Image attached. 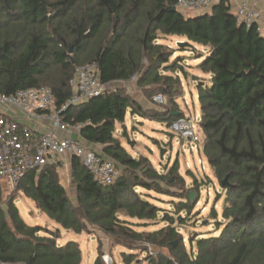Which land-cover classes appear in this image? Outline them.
Segmentation results:
<instances>
[{"label": "trees", "instance_id": "trees-1", "mask_svg": "<svg viewBox=\"0 0 264 264\" xmlns=\"http://www.w3.org/2000/svg\"><path fill=\"white\" fill-rule=\"evenodd\" d=\"M177 1L0 0V93L47 86L61 106L72 95L70 80L77 68L95 62L103 83L140 76L141 87H153L145 91L168 99L162 110H145L125 90L116 89L70 107L65 120L85 124L82 137L103 147L120 176L112 185L100 184L72 158L75 200L62 184L57 164L29 171L9 194L0 183V261L83 264L77 242L58 243L61 229L50 231L24 222L15 205L22 194L66 231L80 235L90 226L129 251L144 246L148 264H264V32L257 25L238 23L228 0L189 17L173 10ZM158 33L182 37L189 48H208L199 65L212 76L210 85L198 87L201 128L204 155L227 194L223 214L227 223H219L224 227L218 236L190 240V250L173 216L163 217L167 226L147 233L119 217L124 212L145 224L158 220L162 208L137 189L177 197L178 210L191 214L196 203L189 194L203 186L194 178L188 189L184 178L173 177L178 163L168 174H160L147 158H133L115 137L116 123L124 124L129 110L167 126L183 117L174 115L179 80L160 74L171 55L156 44ZM226 178L229 185L223 187ZM163 183L180 187V193ZM179 223L186 224L184 219ZM123 258L124 264H132L136 256L123 253Z\"/></svg>", "mask_w": 264, "mask_h": 264}, {"label": "rangeland", "instance_id": "rangeland-1", "mask_svg": "<svg viewBox=\"0 0 264 264\" xmlns=\"http://www.w3.org/2000/svg\"><path fill=\"white\" fill-rule=\"evenodd\" d=\"M185 15L190 11L181 10ZM186 41L177 36H164L158 33L156 44L163 45L164 51L169 52L170 62L162 67L160 71L162 74H170L179 80L177 90L176 104L183 116L192 120L197 118V123L202 119L201 104L198 97L199 85H210L212 76L206 74L199 69L205 55L208 53V48L194 45V48L180 47L179 43ZM187 42V41H186ZM87 51L85 56L87 55ZM200 61H196L199 60ZM168 66L176 67L177 70L167 71ZM179 74V77L176 75ZM140 76L132 79V87L134 91H139L141 87H137V82ZM182 79V80H181ZM113 88H124L123 83H116ZM151 88H153L151 86ZM155 88V87H154ZM152 91L154 89H151ZM147 97L151 98L154 93L151 91H141ZM128 112L125 123L117 124L115 136L120 143L125 147L133 158L146 157L149 160V166L155 169L160 174H168L169 170L175 163L179 164L177 174H172L173 177L180 176L186 181V187L191 189L193 186L194 178L203 185L196 193L193 203L195 207L191 214L185 211H179L177 204H180V199L173 196L160 195L155 192H148L144 189H137V192L147 197L149 201L162 208L158 220L156 222H148L145 224L142 221L131 219L126 216L124 212L119 214L120 219L131 222L134 229L140 233L153 232L162 227L167 226L164 222V216H173L176 224L180 227L179 233L184 237V244L190 250V240L198 239L201 237H210L220 235L227 220L223 219L224 209L226 206L227 194L223 190L219 181L217 180L214 169L208 163L204 155V140L205 135L201 128V123L196 124L199 131L198 135L201 142L198 144V151L191 152L190 147L197 143H190L188 138L172 132L169 126L164 123L144 119L140 122L139 118H134ZM126 135V136H125ZM165 150L164 158L161 159V151ZM62 163V161H61ZM145 167L144 171L147 170ZM121 173V172H120ZM64 184L69 191L70 197L75 200V185L70 184L66 176H64ZM174 180V178H172ZM162 187L170 190L178 195L180 187H169L163 183ZM9 194L10 191L7 190ZM8 194H4L7 199ZM149 194V195H147ZM175 195V196H176ZM15 205L19 210L21 218L29 226H38L50 231L61 229L57 223L52 221L45 213L39 210L33 201L26 196L20 194L16 200ZM213 212H217V220L213 218ZM180 219H184L186 224L181 226ZM66 235L58 241L61 245L75 241L80 245L82 251L83 264H124L123 253L134 254L136 259L132 264H148L147 253L144 252V246L140 245L139 249L129 251L117 243L108 235L95 227H88V230L82 234H75L74 232L66 231ZM196 251L195 245L193 246Z\"/></svg>", "mask_w": 264, "mask_h": 264}, {"label": "built area", "instance_id": "built-area-1", "mask_svg": "<svg viewBox=\"0 0 264 264\" xmlns=\"http://www.w3.org/2000/svg\"><path fill=\"white\" fill-rule=\"evenodd\" d=\"M261 1V0H259ZM214 0H178L176 8L190 12H205L212 9ZM238 23L250 28L257 25L263 33L261 13L245 0L235 12ZM179 77V74L176 73ZM182 80V79H181ZM72 95L58 106L53 90L47 86L33 87L7 95L0 93V183L13 192L27 173L42 169L48 164L61 163L60 158L70 157L80 161L103 185H112L120 176L116 163L104 155L92 151L83 141L74 139L71 133H80L85 124H72L64 114L72 107L101 97L115 89L101 80L97 63H88L77 68L70 80ZM154 101L163 105L166 97L158 94ZM49 124V130L41 132L35 124ZM201 123V121L199 122ZM193 122L185 116L173 121L169 126L172 132L197 143L190 147L198 151L201 142ZM0 264H10L0 261Z\"/></svg>", "mask_w": 264, "mask_h": 264}, {"label": "crops", "instance_id": "crops-1", "mask_svg": "<svg viewBox=\"0 0 264 264\" xmlns=\"http://www.w3.org/2000/svg\"><path fill=\"white\" fill-rule=\"evenodd\" d=\"M220 0H214V5L216 3H218ZM245 0H228V3L230 4L231 6V9H232V12L235 14V12L238 10V8L240 7V5L244 2ZM248 3L251 7H254L255 9H258L261 13V24H262V28L264 29V0H248ZM213 5V6H214ZM211 10L209 11H205V12H189V14H187V16H193V15H200V14H203V13H207V12H210ZM182 38V37H180ZM183 39V38H182ZM181 42H186V41H181ZM196 61H200L199 60H196ZM161 75H166V76H171L170 74H162L160 73ZM134 78V77H133ZM132 78V79H133ZM132 79L129 80V81H116V82H112L110 83L111 86L115 85L116 83H123L125 85L124 88H117V90L119 89H122V90H125L127 92V94L131 95L132 98L138 102L145 110H162V106H165L166 104H163V105H159L157 104L155 101H154V97L158 94H155L153 97L149 98L147 97L144 93H142L141 91H145L146 89H148L149 87L148 86H145V87H141V85L139 84V80L137 82V87H141L140 88V92L139 91H134L133 87H132ZM151 88V87H150ZM116 90V88H114ZM166 97V96H165ZM167 102H168V99L166 98ZM175 102H176V99H175ZM128 112H130V114L134 117V118H139L140 120H137L136 122H140L144 119H148V118H143L141 117L140 115L138 114H133L131 110H129ZM127 112V114H128ZM175 113H178L177 115L181 114L182 112L179 110V107H178V110L177 112H174V115ZM126 118H127V115H126ZM133 118V120H134ZM148 120H151V119H148ZM74 119H72L71 121L69 122H73ZM126 121V119H125ZM152 121H155V120H152ZM158 122V121H156ZM161 123V122H160ZM117 124H121V123H116V126ZM165 124V123H164ZM123 125V124H122ZM167 125V124H166ZM115 126V127H116ZM34 128L38 129L39 131L41 132H46L49 130V124L46 123V124H35L34 125ZM70 136L74 139H78V140H81L84 142V144L89 147L92 151L94 152H97V153H100L102 155H104L105 157H107L104 152H103V147L99 144H93V143H89L88 141H86L82 135H81V132L78 134L76 132H73L70 134ZM116 137V136H115ZM123 146V145H122ZM124 147V146H123ZM125 148V147H124ZM108 158V157H107ZM140 158V157H139ZM146 158V157H145ZM59 161H62V163H58L57 165L59 166L58 167V172L60 174V178H61V182L62 184L65 186L64 184V176L67 177L68 179V182L70 184L73 183V180H72V158L70 157H63V158H60ZM66 187V186H65ZM67 188V187H66ZM76 190V188H75ZM7 191V190H6ZM75 195H76V192H75ZM69 232H72V231H69ZM65 233H66V230H65ZM64 232L61 233V238L62 239V236L63 235H66ZM59 239V240H60ZM60 244V243H59Z\"/></svg>", "mask_w": 264, "mask_h": 264}, {"label": "water", "instance_id": "water-1", "mask_svg": "<svg viewBox=\"0 0 264 264\" xmlns=\"http://www.w3.org/2000/svg\"><path fill=\"white\" fill-rule=\"evenodd\" d=\"M176 7H174L173 8V10L174 11H176ZM179 46L180 47H187V46H191V44L189 43V42H180L179 43ZM70 53H72V49L70 50ZM178 113H175V115H177ZM164 153H165V150H162L161 151V159H163L164 158ZM229 185V182H228V178H226L223 182H222V186L223 187H226V186H228ZM189 198H190V200L193 202V200H194V198H195V192H191L190 194H189Z\"/></svg>", "mask_w": 264, "mask_h": 264}]
</instances>
